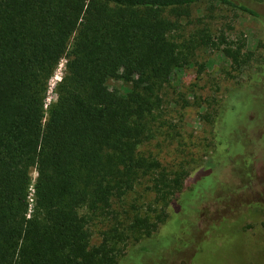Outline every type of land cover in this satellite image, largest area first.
Returning <instances> with one entry per match:
<instances>
[{
  "label": "trees",
  "instance_id": "16d2710c",
  "mask_svg": "<svg viewBox=\"0 0 264 264\" xmlns=\"http://www.w3.org/2000/svg\"><path fill=\"white\" fill-rule=\"evenodd\" d=\"M200 1L0 0V264H120L131 232L149 236L165 221L187 173L159 170V162L138 152L148 117L161 105L159 89L192 61L197 46L220 49L235 67L252 55L244 39L224 33L202 34L196 43L174 39L177 21ZM218 1L259 15L243 1ZM64 56L67 73L47 111L48 80ZM110 79L130 86L111 89ZM247 91L256 99L264 90L241 86L218 111L223 159L215 157L214 166L230 154L226 111ZM150 172L165 202L161 213L155 220L135 216L129 227L110 228L93 243L92 214L116 217L113 199ZM175 259L171 264H189Z\"/></svg>",
  "mask_w": 264,
  "mask_h": 264
},
{
  "label": "rangeland",
  "instance_id": "374dc122",
  "mask_svg": "<svg viewBox=\"0 0 264 264\" xmlns=\"http://www.w3.org/2000/svg\"><path fill=\"white\" fill-rule=\"evenodd\" d=\"M236 1L259 15L218 0H202L189 9L188 17L177 21L172 36L180 43L191 37L196 43L202 34L224 33L230 40L244 39L252 55L248 63L235 67L220 49L197 46L192 61L174 70L159 89L161 105L148 117V136L138 152L159 162V170L170 174L184 170L187 177L166 207L167 216L158 230L139 237L131 232L120 264H132L131 256L133 264H171L175 256L189 264H264V91L256 99L250 97L256 92L247 91L226 111L230 154L214 166L215 157L223 159L220 153L217 157L218 111L241 86L256 84L264 90V0ZM66 63L64 56L48 80L47 111L57 100ZM108 82L111 89L122 92L130 86L117 79ZM154 176L152 172L141 176L129 192L113 199L116 217L92 214L93 243H99L110 228L129 227L135 216L155 220L165 202L153 189ZM31 177L32 186L35 168ZM33 212L32 200L29 214Z\"/></svg>",
  "mask_w": 264,
  "mask_h": 264
},
{
  "label": "built area",
  "instance_id": "2783aa9c",
  "mask_svg": "<svg viewBox=\"0 0 264 264\" xmlns=\"http://www.w3.org/2000/svg\"><path fill=\"white\" fill-rule=\"evenodd\" d=\"M34 185H32L31 186V194H30V201H32L33 200V202H34V195H33V192H34V187H33ZM30 215V214H29Z\"/></svg>",
  "mask_w": 264,
  "mask_h": 264
}]
</instances>
